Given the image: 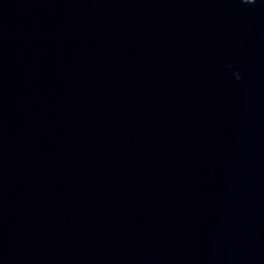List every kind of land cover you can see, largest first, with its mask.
I'll list each match as a JSON object with an SVG mask.
<instances>
[{
	"label": "water",
	"instance_id": "1",
	"mask_svg": "<svg viewBox=\"0 0 264 264\" xmlns=\"http://www.w3.org/2000/svg\"><path fill=\"white\" fill-rule=\"evenodd\" d=\"M0 264H264V0H0Z\"/></svg>",
	"mask_w": 264,
	"mask_h": 264
}]
</instances>
